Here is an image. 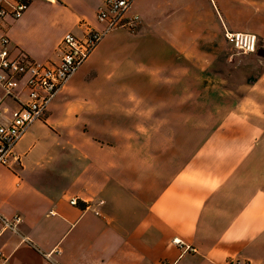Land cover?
I'll return each instance as SVG.
<instances>
[{
  "label": "crops",
  "instance_id": "crops-1",
  "mask_svg": "<svg viewBox=\"0 0 264 264\" xmlns=\"http://www.w3.org/2000/svg\"><path fill=\"white\" fill-rule=\"evenodd\" d=\"M103 4L34 1L7 19L12 56L59 63L65 34L103 28ZM129 14L139 28L106 36L0 167V214L22 218L0 226L7 264H264V0H136ZM226 29L258 37L250 84L230 79ZM214 91L226 108L196 145L182 122Z\"/></svg>",
  "mask_w": 264,
  "mask_h": 264
},
{
  "label": "built area",
  "instance_id": "built-area-1",
  "mask_svg": "<svg viewBox=\"0 0 264 264\" xmlns=\"http://www.w3.org/2000/svg\"><path fill=\"white\" fill-rule=\"evenodd\" d=\"M34 1L0 0V167H8L13 159H18L15 151L19 141L34 124L46 120L53 101L91 58L103 39L118 28L136 31L142 21L140 16L129 14L136 0H104L97 14L103 28L97 30L87 26L83 37L68 32L59 46L60 62L44 64L23 52L12 56V42L6 32L7 19L22 18ZM40 1L56 3L58 0ZM225 38L243 54L250 55L258 50V37L253 33L226 29ZM78 202L74 198L71 204L77 205ZM21 221L19 215L8 219L0 214L2 230L18 233ZM174 242L185 252H197L196 248L179 239ZM0 264H7L1 251ZM232 264L247 263L238 260Z\"/></svg>",
  "mask_w": 264,
  "mask_h": 264
},
{
  "label": "rangeland",
  "instance_id": "rangeland-1",
  "mask_svg": "<svg viewBox=\"0 0 264 264\" xmlns=\"http://www.w3.org/2000/svg\"><path fill=\"white\" fill-rule=\"evenodd\" d=\"M56 37H58L57 34L55 36V39ZM45 50H47L46 52H49V46L47 47V49L46 48L43 49V51ZM227 54L231 60L229 63L230 75H231L230 79L234 80L235 84L236 82L238 83L245 82L247 79L249 80V84H250L254 80L253 77H250V75L252 74L250 70L252 69V67H255L254 59H251L250 57H248L249 55H245V54L238 52L233 46H230V52H227ZM17 55L18 54L14 56H17ZM249 66H251V68ZM217 70H219L218 73L220 74L221 73L220 59L217 63ZM256 70L257 71L253 73V75H258V73L261 72L259 69H256ZM251 71H253V69ZM214 75L216 76L215 73ZM203 77L202 75L199 74L198 80H201V78ZM216 80L217 79L214 78V85H216ZM218 83H220V80H218ZM213 95H216V97H214V103L203 104L199 102L197 120L182 122L184 129L189 124H193L195 128L199 129L196 132V134L193 136V138H191V141L193 140L196 143V145H200L205 142V140L208 137L209 129L215 128L219 124L220 120L219 119L215 120L216 117L220 116L221 111H225L226 106L224 107L220 103L221 96L218 94L217 91H214Z\"/></svg>",
  "mask_w": 264,
  "mask_h": 264
},
{
  "label": "water",
  "instance_id": "water-1",
  "mask_svg": "<svg viewBox=\"0 0 264 264\" xmlns=\"http://www.w3.org/2000/svg\"><path fill=\"white\" fill-rule=\"evenodd\" d=\"M258 56H260V57L264 58V50H262V51L258 52Z\"/></svg>",
  "mask_w": 264,
  "mask_h": 264
}]
</instances>
